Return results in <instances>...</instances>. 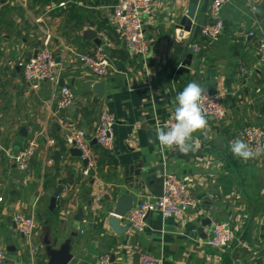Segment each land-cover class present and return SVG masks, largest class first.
I'll return each instance as SVG.
<instances>
[{
    "label": "crops",
    "instance_id": "crops-1",
    "mask_svg": "<svg viewBox=\"0 0 264 264\" xmlns=\"http://www.w3.org/2000/svg\"><path fill=\"white\" fill-rule=\"evenodd\" d=\"M116 2L0 0V250L6 253L2 264H50L62 247L71 255L68 264H99L105 254H110L111 264H139L141 253L161 256L164 264H263L264 157L245 162L233 156L229 145L240 138L243 127L264 126V71L256 42L264 31V0H233L224 6V31L215 43L202 33L212 21L213 0L200 1L189 32L180 27L189 0L156 1L152 13L143 17L150 45L145 58L133 54L114 31ZM89 30L97 37L87 35ZM102 33L111 43L106 51L112 64L104 78L78 59V54H92L104 45ZM47 40L61 68L60 82L75 95L67 108L59 106L64 87L60 82L34 88L15 64L34 56ZM183 42L192 63L189 73L177 74L169 61ZM192 81L222 95L227 119H207L208 128L193 134L199 142L196 151L162 150L155 128L174 113L172 101ZM98 83H103L101 94L95 88ZM105 109L117 120L113 149L93 139L97 168L85 176V160L75 155L77 148L67 145L66 137L71 128L91 136ZM38 134L41 145L28 168L20 170L14 157ZM47 137L54 143L48 144ZM139 165L194 177L197 207L183 219H165L153 212L143 232L131 226L116 232L113 217L122 227L129 225L115 214L121 197L130 195L133 207L141 202L144 189L155 197L136 177ZM162 174L157 172L158 177ZM60 187L47 228L44 217ZM81 211L87 222L76 228ZM20 212L34 214L39 222L34 257L14 222ZM229 218L235 241L223 249L209 246L213 225ZM48 230L50 246L43 242Z\"/></svg>",
    "mask_w": 264,
    "mask_h": 264
},
{
    "label": "built area",
    "instance_id": "built-area-1",
    "mask_svg": "<svg viewBox=\"0 0 264 264\" xmlns=\"http://www.w3.org/2000/svg\"><path fill=\"white\" fill-rule=\"evenodd\" d=\"M156 1L159 0H117L112 8V26L116 34L125 42L127 48L135 55L146 57L150 52V45L146 39L143 17L153 11ZM168 1V0H161ZM233 0H213L210 15L212 21L203 27L202 33L210 42H217L224 31V20L222 18V9ZM256 10L255 6H252ZM101 36L106 41L92 54H78L79 61L90 72L98 77H107L112 70L109 55L106 46L111 45L107 36L102 33ZM250 36H256L255 31H250ZM257 53L259 64L264 71V31L261 30L257 35ZM12 63V62H10ZM13 64V63H12ZM22 68L25 79L38 88L40 83L49 82L55 86L59 85L61 79V68L56 62L54 53L49 47V40L44 46L37 50L35 56L29 59H22L15 62ZM61 97L59 101L60 108H67L74 103L75 95L73 91L64 86L60 90ZM222 95L206 91L201 102L202 109L206 113L207 119L216 123H221L227 119L228 112L222 102ZM174 113L161 123H172ZM116 117L109 111L103 110L96 124L94 133H89L80 128H71L67 137V145L77 148L81 152L82 159L87 161L84 169V175L89 176L97 168L95 156L92 152L93 139L104 149H113L114 127ZM239 137L249 144L253 150L264 148V126L255 124L247 125L239 131ZM47 143H54V140L47 137ZM41 145V134L35 135L29 141L27 146L15 157V162L20 170L28 168L30 160ZM264 157L262 154L258 158ZM164 187L161 196H148L146 190L140 192L141 202L133 207L124 217L125 221L138 232H143L147 227V219L153 212L159 213L163 218L183 219L184 215L198 205L197 199L192 192V185L195 178L186 175L178 176L172 172H164ZM240 199L239 196H237ZM97 200H101L98 197ZM17 230L30 245V251L33 255L38 251L35 238L39 228L38 219L34 214L26 212L17 213L14 217ZM86 219L82 220L85 224ZM231 219L216 222L213 225L211 235L207 239L209 246L223 249L230 246L236 239L232 229ZM83 232V231H82ZM6 260V253L0 250V264ZM99 264H111L110 254L100 257ZM139 264H164L161 256L151 253H141ZM264 264V263H263Z\"/></svg>",
    "mask_w": 264,
    "mask_h": 264
},
{
    "label": "clouds",
    "instance_id": "clouds-1",
    "mask_svg": "<svg viewBox=\"0 0 264 264\" xmlns=\"http://www.w3.org/2000/svg\"><path fill=\"white\" fill-rule=\"evenodd\" d=\"M205 92V88L192 81L177 94L172 101L175 105L173 122L158 123L155 128V140L162 150L175 148L183 154L198 150L199 142L193 139V134L208 128L206 113L201 106ZM229 147L234 157L245 162L264 154V148L253 150L241 138L231 141Z\"/></svg>",
    "mask_w": 264,
    "mask_h": 264
},
{
    "label": "water",
    "instance_id": "water-1",
    "mask_svg": "<svg viewBox=\"0 0 264 264\" xmlns=\"http://www.w3.org/2000/svg\"><path fill=\"white\" fill-rule=\"evenodd\" d=\"M201 0H189V5L187 8V12L185 16L183 17L181 21L180 27L184 31H191L194 20L197 15L198 7ZM87 35L97 37V32L94 30H89ZM185 47L186 42L181 43L176 50L174 51V54L172 55L169 66L170 68L176 69L177 74H183V73H189L192 63V54H185ZM37 53V51H36ZM34 54V56L36 55ZM60 86H64V82L61 80ZM98 92L101 94V90L103 88V83H98L95 87ZM212 93H215L214 89L212 90ZM75 155H81V152L78 149L74 150ZM85 163L87 164V161L85 160ZM135 167H133L134 169ZM162 171V176L158 177L157 172ZM136 177L140 178L147 187L153 192L155 196H161L163 194V187H164V171L163 168H157V167H143L142 165L136 166V170H134ZM157 182L159 187L156 188L154 183ZM63 190V187H60L53 195V198L51 200V203L48 207V210L46 211L43 224L45 227L50 228L52 223V218L54 211L56 209L57 205V199L60 196L61 192ZM133 208V199L130 195L123 196L118 200V203L116 205L115 214L119 215L121 217H125V215ZM83 212H79L76 216V224L75 227L78 228L80 222L83 220ZM121 221L118 218H112L111 224L114 227V230L118 233H121L124 228H129L131 225L129 224L126 227L121 226ZM43 242L45 245H52L53 241L51 239L50 231L48 230L43 238ZM71 259V255L69 253V250L67 247H62L61 250L57 253V255L54 257V259L50 262V264H68Z\"/></svg>",
    "mask_w": 264,
    "mask_h": 264
}]
</instances>
